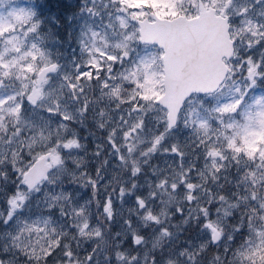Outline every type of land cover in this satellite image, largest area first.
<instances>
[{"label": "snow or ice", "instance_id": "snow-or-ice-1", "mask_svg": "<svg viewBox=\"0 0 264 264\" xmlns=\"http://www.w3.org/2000/svg\"><path fill=\"white\" fill-rule=\"evenodd\" d=\"M0 264H264V0H0Z\"/></svg>", "mask_w": 264, "mask_h": 264}]
</instances>
